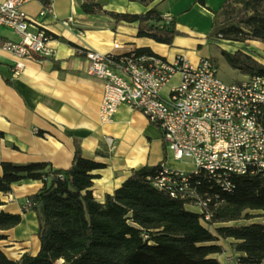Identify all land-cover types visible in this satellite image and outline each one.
<instances>
[{
	"label": "crops",
	"instance_id": "obj_1",
	"mask_svg": "<svg viewBox=\"0 0 264 264\" xmlns=\"http://www.w3.org/2000/svg\"><path fill=\"white\" fill-rule=\"evenodd\" d=\"M51 12L43 18L38 13L44 6L34 0L23 7L24 12L42 22L52 37L50 60L29 62L15 75L14 59L0 49V164L14 165L47 163L53 170L70 167L76 145L85 159L103 165L93 171L96 176L89 189L91 197L103 203L129 177L132 170L155 167L161 163L172 170L189 172L191 164L168 160V152L159 128L139 111L122 110L110 124H101L98 111L102 98V83L86 72L85 51L106 54L115 45L128 44L149 49L168 62L182 56L190 63L210 58L208 47L219 45L207 39L214 16L225 0H153L148 4L130 0H96L101 11L86 15L80 10L83 0H48ZM151 9L173 18L175 29L182 35L171 45L159 44L137 37V23L115 24L105 12L138 15ZM72 18L70 28L62 22ZM16 41L8 29L0 28V47L4 41ZM173 77L162 89L167 97L179 84ZM106 138L114 140L110 150ZM189 170V171H187ZM2 168L0 167V177ZM42 187L41 181L24 180L12 185V193H0V212L19 214L21 222L1 233L0 250L12 261L23 254L35 256L39 251L37 218L34 212H22L26 197ZM190 212L196 209L186 208Z\"/></svg>",
	"mask_w": 264,
	"mask_h": 264
},
{
	"label": "trees",
	"instance_id": "obj_2",
	"mask_svg": "<svg viewBox=\"0 0 264 264\" xmlns=\"http://www.w3.org/2000/svg\"><path fill=\"white\" fill-rule=\"evenodd\" d=\"M130 1L146 5L153 0ZM227 1L213 12L205 7L204 0H197L214 16L207 39L241 42L243 30L239 25L242 24L251 39L264 44V0H237L242 8L235 15L226 10ZM80 10L91 15L101 11V7L96 0H83ZM105 15L116 25L137 23L138 38L159 44L171 45L175 37L182 35L175 29L173 18L170 24H164L163 16L155 9L138 15L114 12ZM220 16L224 24L218 23ZM137 52L156 56L149 49ZM221 55L235 69L246 63L248 67L243 73L248 76H264V67L248 56L241 60L224 51ZM0 167L3 195L11 194L12 185L18 182H42L37 192L26 197L29 206L22 208V212L36 215L38 253L23 254L19 260L12 261L0 250V264H220L214 257L220 252L214 244L217 237L235 241V250L240 254L235 264L264 262V177L235 179L234 190L220 194L218 205L210 208L209 222V225L226 224L249 220L257 214L263 224L219 226L214 228V235L201 223L198 213L186 210L184 202L152 187L148 178L156 174L159 165L132 170L103 203L96 202L89 191L96 178L91 173L103 165L85 159L77 145L66 170H53L47 163L2 162ZM20 222L19 214L0 212V241L6 239L1 233Z\"/></svg>",
	"mask_w": 264,
	"mask_h": 264
},
{
	"label": "built area",
	"instance_id": "obj_3",
	"mask_svg": "<svg viewBox=\"0 0 264 264\" xmlns=\"http://www.w3.org/2000/svg\"><path fill=\"white\" fill-rule=\"evenodd\" d=\"M34 0H0V28L10 30L16 41H4L1 51L14 59L12 71L20 74L27 63L50 60L52 37L42 22L28 16L23 7ZM51 12L44 4L38 18ZM163 23L172 21L163 16ZM72 18L62 24L70 28ZM86 72L102 83L98 111L101 124L116 120L122 110L139 111L162 135L175 161L188 158L189 172L159 164L148 178L153 188L196 209L201 223L209 225L210 208L222 193H230L239 177H264V76L225 83L210 58L190 63L182 56L172 62L139 54L134 46L115 45L101 54L85 51ZM175 76L179 84L167 97L163 87ZM110 150L114 140L106 138ZM62 178V176H58ZM201 188V191H200ZM25 206L29 202L25 200Z\"/></svg>",
	"mask_w": 264,
	"mask_h": 264
},
{
	"label": "rangeland",
	"instance_id": "obj_4",
	"mask_svg": "<svg viewBox=\"0 0 264 264\" xmlns=\"http://www.w3.org/2000/svg\"><path fill=\"white\" fill-rule=\"evenodd\" d=\"M225 8L227 11H230V13H234L235 15L236 13L240 12L242 7L239 3H237V0H228ZM224 21L225 20L223 17L220 16L218 18L219 24H224ZM239 28L243 30V33L240 35V38L243 41L235 42L226 40L224 38H218L216 42L219 45L211 44L208 47V55L214 62L218 70L219 78L225 83L239 82L245 79V77H248V75L243 73V71L247 69L248 66L246 63H240L239 68H232L221 55L222 51L234 55L236 56V59L240 58L241 60L243 59V57L248 56L264 67V44L260 41L251 39L249 37L250 35L248 33V29L245 28L242 24L239 25ZM168 160L174 161L173 154L170 151L168 152ZM179 163L186 165L191 164V161L188 158H184L183 160L179 161ZM254 216V218L249 220H240L226 224L214 223L212 225H205V227L215 235L214 228L219 226H232L238 228L250 224H263L262 218H259L257 214H255ZM214 244L217 245L220 249V252L217 255H214V257L220 264H235V258L240 254L235 250L236 245L234 240L222 239L217 237V240L214 242ZM262 264H264V262Z\"/></svg>",
	"mask_w": 264,
	"mask_h": 264
}]
</instances>
